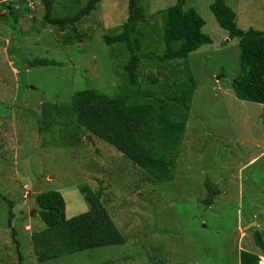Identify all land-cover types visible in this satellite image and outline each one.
<instances>
[{
  "label": "rangeland",
  "instance_id": "obj_1",
  "mask_svg": "<svg viewBox=\"0 0 264 264\" xmlns=\"http://www.w3.org/2000/svg\"><path fill=\"white\" fill-rule=\"evenodd\" d=\"M213 1L186 0V8H194L203 19L202 31L212 44L173 63L182 73L187 66L198 83L191 111L197 106L200 112L189 114L187 151L180 154L175 178L163 184L147 179L105 143H99V155H94L97 139L90 135L93 148L85 142L78 149L66 148L58 127L39 132L30 112L39 115L43 107L61 105L86 89L113 97L132 70L127 62L123 65L126 44L114 38L133 31L146 52L157 48L163 16L157 13L175 0H144L146 15L133 24L127 23L129 0H101L75 31L61 33L51 25L40 28V1L24 0L18 3V26L22 33L33 32L24 39L16 37L0 10V264H19L11 249V227L17 237H29L34 226L38 230L33 194L60 192L69 220L89 210L79 190L82 184L93 191L101 188L103 208L97 211L96 224L105 227L107 216L124 241L78 251L67 238H76V245L77 234L64 233L59 226L48 233L59 254L46 264H239L241 251L263 260L254 238L258 231L264 239V108L238 100L230 88L241 72L239 48L219 28L209 9ZM225 3L238 29L264 33V0ZM68 8L67 0H55L52 15L64 17ZM12 48H24L28 61L46 59L58 65L37 66L20 75L8 53ZM136 70L142 73V66ZM143 74L148 72L143 69ZM139 85L140 90L147 88L146 80ZM206 184L220 192L209 206L203 204ZM8 200L14 204L10 217ZM21 246L23 257L34 258L29 244L27 249Z\"/></svg>",
  "mask_w": 264,
  "mask_h": 264
},
{
  "label": "trees",
  "instance_id": "obj_2",
  "mask_svg": "<svg viewBox=\"0 0 264 264\" xmlns=\"http://www.w3.org/2000/svg\"><path fill=\"white\" fill-rule=\"evenodd\" d=\"M39 1L44 10L42 24H49L58 32H63L66 29L75 31L76 23L89 15L101 0H87L83 5L76 4L75 0H67L69 8L67 15L62 18L52 15L55 0ZM23 2L24 0H0L3 19L16 31V37L22 39L33 35L32 30L22 33L21 27L18 26L21 15L18 3ZM143 3L144 0H129L128 24L144 18ZM209 9L219 28L227 33L228 40H237L241 72L230 83L234 96L241 101L264 105V33L252 28L246 31L238 29L234 22L235 14L226 5L225 0H214ZM25 11L27 12V9ZM160 13L163 16L162 27L157 33V48L146 52L145 44L139 43L140 39L133 31L123 37L114 38L115 41L122 39L121 42L126 44L127 48L124 49H127V52L123 65L127 62L126 65H131L132 70L131 78L119 87L113 97L94 89H86L75 92L69 101L61 105L43 107L41 114L31 111L30 115L35 117L39 132L58 127L59 140L66 148L78 149L83 142L93 148V143L87 138V135H90L97 139L94 155H99V143H105L122 154L136 169L143 171L147 179L163 184L172 182L175 178L180 154L187 151L184 147L187 143L186 129L189 114L193 112L191 109L195 107L192 101L198 87L187 66L185 73H182L177 69L179 64L173 63L188 60L200 47L212 44V40L202 31L205 23L196 10L186 8V0H175L173 5L159 9L157 14ZM0 45L3 46V43ZM141 48L142 52L139 53ZM23 51L24 48H12L8 51L11 57L14 56L12 58L15 59L14 64L18 67L20 75L37 66L58 65L57 62L46 59L28 61L27 52ZM140 65L142 73L136 70ZM143 69L148 72L147 75L143 74ZM153 69L157 70L156 74L152 72ZM143 79L147 82V88L140 90L139 84ZM215 82L216 80L214 84ZM196 109L197 106L193 115L199 114L200 111ZM79 190L89 210L69 220L66 219L65 200L60 192L52 190L33 194L40 220L38 230H35L34 226L29 237H17L16 230L10 228L11 249L17 253L19 264H46L55 259L59 249L55 247L57 243L49 240L48 233L59 226L63 228L64 233L77 234L76 245V238H67L70 239L71 248L77 247L78 251L93 249L99 244L119 245L124 241L107 216L105 227L96 224L97 211L103 208L100 200L101 188L93 191L89 185L82 184ZM206 190L208 195L203 204L209 206L220 192L217 187L207 184ZM7 202L10 217L14 204L9 200ZM254 241L264 254V239L258 231ZM21 242L25 249L30 245L34 258L23 257ZM262 261L264 264V259ZM258 262L257 255L247 251L240 252L239 264Z\"/></svg>",
  "mask_w": 264,
  "mask_h": 264
},
{
  "label": "clouds",
  "instance_id": "obj_3",
  "mask_svg": "<svg viewBox=\"0 0 264 264\" xmlns=\"http://www.w3.org/2000/svg\"><path fill=\"white\" fill-rule=\"evenodd\" d=\"M5 1H7V2H10V1H18V0H5ZM173 3V2H172ZM164 5L162 4V7H163ZM166 6H168V5H165L163 8H165ZM145 15H146V13H145ZM66 16V15H65ZM57 18H62V17H57ZM42 20H43V18H42ZM40 21V28L41 27H43V26H45L46 24H42V22L43 21ZM78 24V22L76 23V25ZM49 24H47L46 26H48ZM50 26V25H49ZM58 33H61V31H59ZM258 105H260V104H258ZM263 106V108H264V105H262ZM36 188V187H35ZM259 257V256H258ZM259 260H260V258H259Z\"/></svg>",
  "mask_w": 264,
  "mask_h": 264
},
{
  "label": "water",
  "instance_id": "obj_4",
  "mask_svg": "<svg viewBox=\"0 0 264 264\" xmlns=\"http://www.w3.org/2000/svg\"><path fill=\"white\" fill-rule=\"evenodd\" d=\"M87 138L90 140V138H89V137H87ZM35 189H36L35 191H37V190H38V188H37V187H36ZM252 225H256V223H254V222H253V223L249 224L248 226L244 227V229H246V228H250ZM240 232H241V231H239V230H238V231H237V235H236V236H238V235L240 234Z\"/></svg>",
  "mask_w": 264,
  "mask_h": 264
},
{
  "label": "bare ground",
  "instance_id": "obj_5",
  "mask_svg": "<svg viewBox=\"0 0 264 264\" xmlns=\"http://www.w3.org/2000/svg\"><path fill=\"white\" fill-rule=\"evenodd\" d=\"M262 259H264L263 257H262ZM260 260H261V258H260ZM262 261V260H261ZM261 261H260V264H261Z\"/></svg>",
  "mask_w": 264,
  "mask_h": 264
}]
</instances>
